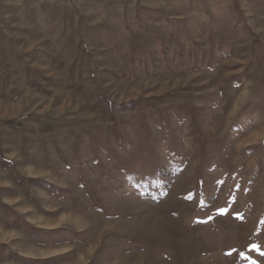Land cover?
I'll return each instance as SVG.
<instances>
[{
    "label": "rangeland",
    "instance_id": "374dc122",
    "mask_svg": "<svg viewBox=\"0 0 264 264\" xmlns=\"http://www.w3.org/2000/svg\"><path fill=\"white\" fill-rule=\"evenodd\" d=\"M0 264H264V0H0Z\"/></svg>",
    "mask_w": 264,
    "mask_h": 264
},
{
    "label": "bare ground",
    "instance_id": "6f19581e",
    "mask_svg": "<svg viewBox=\"0 0 264 264\" xmlns=\"http://www.w3.org/2000/svg\"><path fill=\"white\" fill-rule=\"evenodd\" d=\"M256 133H254L252 136L254 137Z\"/></svg>",
    "mask_w": 264,
    "mask_h": 264
},
{
    "label": "crops",
    "instance_id": "0c3cea01",
    "mask_svg": "<svg viewBox=\"0 0 264 264\" xmlns=\"http://www.w3.org/2000/svg\"><path fill=\"white\" fill-rule=\"evenodd\" d=\"M30 259V258H29Z\"/></svg>",
    "mask_w": 264,
    "mask_h": 264
}]
</instances>
